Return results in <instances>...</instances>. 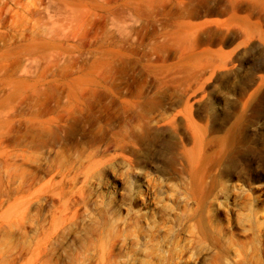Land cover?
I'll use <instances>...</instances> for the list:
<instances>
[{"label": "rangeland", "instance_id": "374dc122", "mask_svg": "<svg viewBox=\"0 0 264 264\" xmlns=\"http://www.w3.org/2000/svg\"><path fill=\"white\" fill-rule=\"evenodd\" d=\"M0 264H264V0H0Z\"/></svg>", "mask_w": 264, "mask_h": 264}]
</instances>
